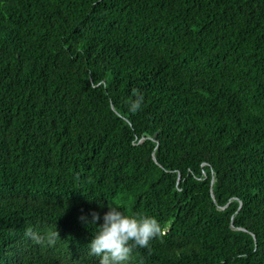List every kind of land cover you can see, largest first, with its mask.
Returning <instances> with one entry per match:
<instances>
[{
  "label": "trees",
  "instance_id": "obj_1",
  "mask_svg": "<svg viewBox=\"0 0 264 264\" xmlns=\"http://www.w3.org/2000/svg\"><path fill=\"white\" fill-rule=\"evenodd\" d=\"M112 205L129 264H264V0H0V264H100Z\"/></svg>",
  "mask_w": 264,
  "mask_h": 264
},
{
  "label": "clouds",
  "instance_id": "obj_2",
  "mask_svg": "<svg viewBox=\"0 0 264 264\" xmlns=\"http://www.w3.org/2000/svg\"><path fill=\"white\" fill-rule=\"evenodd\" d=\"M144 98L136 95L128 104V111L132 114L142 109ZM102 207V205H101ZM91 217L89 219L88 217ZM80 220L87 226H98V230L88 244L89 255L100 258V264H129L134 250L147 248L150 241L161 232L159 222L146 215H126L116 205L109 206V210L101 217L99 212L92 211L82 215ZM102 220V223H99ZM37 244L47 241L54 245L59 234L39 237L29 233Z\"/></svg>",
  "mask_w": 264,
  "mask_h": 264
}]
</instances>
